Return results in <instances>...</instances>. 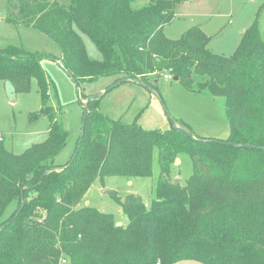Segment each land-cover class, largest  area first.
I'll return each mask as SVG.
<instances>
[{
	"label": "trees",
	"instance_id": "1",
	"mask_svg": "<svg viewBox=\"0 0 264 264\" xmlns=\"http://www.w3.org/2000/svg\"><path fill=\"white\" fill-rule=\"evenodd\" d=\"M3 0V19L48 36L72 77H125L150 85V77L177 76L187 88L225 97L231 134L200 139L190 129H146L109 117L99 97L88 104L75 155L55 158L69 132L48 105L49 78L41 62L50 55L8 45L0 48V79L17 92L39 86L40 114L50 119L45 141L15 154L0 142V264H264V1L236 52L213 53L211 36L194 26L177 39L165 24L182 0ZM82 34L102 54L89 56ZM38 114H34L37 117ZM160 174L147 206L138 194L114 201L128 217L83 205L86 193L109 175L149 177L154 149ZM181 155L192 163L185 184L172 180ZM14 204L10 215L6 209Z\"/></svg>",
	"mask_w": 264,
	"mask_h": 264
},
{
	"label": "rangeland",
	"instance_id": "2",
	"mask_svg": "<svg viewBox=\"0 0 264 264\" xmlns=\"http://www.w3.org/2000/svg\"><path fill=\"white\" fill-rule=\"evenodd\" d=\"M148 1L138 0L134 5L141 7ZM263 1L182 0L176 5L174 19L165 24L164 32L167 37L177 39L190 28L198 26L211 36L209 49L215 54L229 57L236 52L244 31L254 23ZM3 17L4 13L0 10V48L15 45L50 55L41 62L50 82L48 105L55 109L58 120L69 132L65 147L55 158L56 164L64 165L75 155L82 133L84 105L87 98L94 94H102L98 98L99 109L116 120L133 122L137 119L140 126L146 129L185 127L195 137L206 140H227L230 137L224 96L195 92L174 77L166 79L164 76L157 80V77H150V85L128 80L112 88L117 76H101L78 83L61 62V50L55 42L42 32L21 23L16 25L7 22ZM261 29L264 33V20L261 21ZM82 37L89 56L101 59L102 54L93 41L84 34ZM42 106L35 79L29 92L17 93L10 82L0 79V142L8 150L20 154L33 144L46 140L50 119L40 114ZM34 114L38 116L34 117ZM158 153V148H155L151 176L109 175L103 182L97 179L79 206L96 207L102 212L112 213L118 224H127V215L111 194L115 192L122 199L131 193L138 194L150 206L160 174ZM192 171L190 158L181 155L172 164L171 179L185 184ZM13 208L14 204L10 205L3 218L8 217ZM175 264L204 263L182 260Z\"/></svg>",
	"mask_w": 264,
	"mask_h": 264
},
{
	"label": "water",
	"instance_id": "3",
	"mask_svg": "<svg viewBox=\"0 0 264 264\" xmlns=\"http://www.w3.org/2000/svg\"><path fill=\"white\" fill-rule=\"evenodd\" d=\"M157 79H158V77H157L155 80H157ZM174 79H175V80H178L179 78H178L177 76H175ZM128 80H133V78L125 77V78L121 79L120 81L116 82V83L112 86V88L115 87V86H117L119 83H121V82H125V81H128ZM12 87H13V86H12ZM13 89H14V88H13ZM14 92H16V91L14 90ZM100 96H102V94H94V95L88 97L87 100H86V102H85V105H84V119H83L82 133H83V131H84V129H85V125H86V116H87V111H88V104H89L94 98H96V97H100ZM257 147H258V148H261V149H264V146H257ZM118 225H121V223L118 224Z\"/></svg>",
	"mask_w": 264,
	"mask_h": 264
},
{
	"label": "built area",
	"instance_id": "4",
	"mask_svg": "<svg viewBox=\"0 0 264 264\" xmlns=\"http://www.w3.org/2000/svg\"><path fill=\"white\" fill-rule=\"evenodd\" d=\"M163 76H164L166 79H172V78H173L172 74H170V73H166V74H164ZM62 263H63V264H66V263H67V260L64 259V260L62 261Z\"/></svg>",
	"mask_w": 264,
	"mask_h": 264
}]
</instances>
